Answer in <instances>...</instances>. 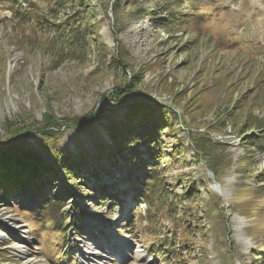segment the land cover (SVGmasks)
Here are the masks:
<instances>
[{"label": "rangeland", "instance_id": "374dc122", "mask_svg": "<svg viewBox=\"0 0 264 264\" xmlns=\"http://www.w3.org/2000/svg\"><path fill=\"white\" fill-rule=\"evenodd\" d=\"M27 1L34 5L35 25L43 16L52 23L56 14L74 26L72 16L82 5L81 0ZM114 1L84 0L93 2L89 13L80 15L91 35L88 56L80 62L70 51L57 57L68 43H53L39 25L22 26L0 0V139H11L9 122L37 128L51 115L61 124L48 130L57 133L56 142L48 143L43 134L35 142L24 134L47 161L54 163L47 150L92 156L97 145L114 150L108 119L122 120L128 110L115 96L140 81L135 99L177 112L173 129L165 126L161 134L167 156L161 165L171 193H185L184 182L195 185L197 196L182 200L193 214L181 205L174 209L176 201L169 198L158 211L163 219L150 225L146 206L134 200L127 162L115 166L108 160L98 178L86 165L72 187L60 174L0 197V264H264L257 257L264 251V185L261 178L252 179L264 170V152L256 149L264 131L255 122L264 123V0H170L176 15H192L182 17L187 22L173 34L162 28L169 17L167 0H116L118 19ZM112 57L124 66L113 64ZM75 119L82 125H73ZM242 163L247 168H240ZM99 185L118 193L122 203H94V197H104ZM65 187L70 194L63 196ZM50 194L66 203L64 216L78 206L87 213L78 228L67 219L66 238L52 226L35 229L44 221L55 224L41 202ZM138 208L141 214L133 216ZM176 238L181 247L175 249ZM166 239L172 243L168 248Z\"/></svg>", "mask_w": 264, "mask_h": 264}, {"label": "trees", "instance_id": "16d2710c", "mask_svg": "<svg viewBox=\"0 0 264 264\" xmlns=\"http://www.w3.org/2000/svg\"><path fill=\"white\" fill-rule=\"evenodd\" d=\"M25 1L27 7L24 5ZM185 1L187 0H183L180 3H185ZM1 2L6 6V11L11 13L12 18L22 26L36 30L39 25L44 33H48L52 36L53 43H68L69 48H60V50L57 51V57L63 56V54H67V52L70 51L74 59L77 58L80 62L87 58L88 50H90L89 36L91 33L84 28L82 24L83 20L80 15H87L89 12L86 10V7L93 2L84 4V0H81L82 5L77 7V16H72L74 20L76 19L77 21L74 26L68 25L69 20L62 22L60 19H57L56 14L52 15V23L46 20L47 16H43L41 17L43 21H34L38 24L35 25L32 22L33 18L36 17L33 4L29 3L27 0H1ZM62 3L63 0H59V5H62ZM96 4L100 5L99 1H97ZM169 4L170 0H167L163 4L165 12L169 13L167 22L163 20L162 28L165 34H173L176 26L184 27V22H187L188 19H182V17H187V15L192 16L191 14L184 13L176 15L173 9L168 8ZM112 8L115 18L118 19L121 9H118L116 0ZM145 12L148 13L149 18L155 16V13H149L150 11ZM124 62L125 61H117L116 57H112L113 64L117 63L124 66ZM139 83L140 81L136 82V85L135 83H129L127 88L130 91L124 92L122 90L115 96L117 98L116 101L123 103L124 106L128 107V110L124 112L122 120L113 117L108 119L110 124L108 136L113 141L114 150L110 149L107 145H97V151L94 153V156L85 152H80L76 155L70 152L63 154L59 152L58 149L54 151L47 150V153L51 157L48 155L46 156L54 159V163H52L53 161H47L45 156L34 148V144H29L24 134L27 132L35 142L38 134H43L48 143L56 142L58 139L57 133L48 130L61 127L58 118L48 115L44 119L45 123H42V125L37 128L33 126L20 128L16 123L9 122L8 124L13 126L7 129L8 131L13 129L10 136L11 139L8 141H2V139H0V197L5 200L6 198L15 196L17 192H24L30 185L38 186L44 181H55L56 177H60V174L57 173L56 165L62 170L61 174H65L68 177V186L72 187L77 181L75 175L82 173L84 166L91 165L93 170L92 174L98 178L102 172L107 171L105 166L106 162L113 159V164L115 166H118L121 162L124 164L126 162L128 163L130 173L128 172L127 180L134 190V200L140 204V207L143 204L146 206L145 214L150 220L149 222H151L150 225L153 224V220L160 221L163 219L159 216L158 211L164 207V203L169 200V198L176 201V203H174L173 200L171 202L174 209L178 208V205H181L186 214L191 217L193 214L192 211L189 207L183 205L182 200H191L194 196H197L195 185L184 182L183 188L185 193L181 194V196L178 193H171V185H168L170 186L169 188L166 187L167 181L164 178L165 169H163L161 165L162 161H164V163L166 162L165 159L167 157L165 151L166 147L161 139V134L165 130V126H167L166 130L173 129L174 125L171 123V118H177V112L172 107L165 106L157 101L149 102L143 98L135 99L133 95L139 94L136 90ZM92 118H96V115H93ZM81 121V119H75L73 125H82ZM255 122L257 128L260 127V130L264 131V123L262 120L256 119ZM58 142L59 140L56 143V147ZM199 144L197 142L198 147L201 148L202 151L207 150L204 143ZM130 145H134V147L128 149ZM139 146H144L145 149L142 150ZM256 149L263 150L261 152H264V142H260ZM144 155L145 157H142ZM197 158L201 160L199 156H197ZM247 164L248 163H242L240 168H247ZM209 169L213 172L215 177H217V171L214 168ZM177 178L181 180L183 177L178 176ZM259 178H261L260 183L264 185V170L258 173V177L256 176L252 179L257 180ZM100 188L104 197H102V199L94 197V203L98 200H104L103 202H105V204L109 200H114V205L116 203H122L121 199L119 200L118 193L111 194L108 191V186L101 185ZM68 194H70L69 188L65 187L61 195L64 196ZM219 197L221 198V196ZM41 202L44 209L43 212L51 215L55 224H51V222L47 221L46 223L45 221L41 222L40 225L42 227L35 228L38 232L40 228L47 230L52 226L55 231L61 233L64 235V238H66V232L68 230L66 228L67 219L75 223V227H77L78 222L86 218L84 214L87 213L79 206L75 213L64 216L66 203L61 201V198H56L52 194ZM36 212L39 216L40 211ZM137 213L141 214L139 208L135 210L133 216ZM253 216L255 217L256 215ZM73 230L76 235L80 232V230L75 228ZM105 235L108 236L106 233ZM168 244L172 243L166 239L164 246L168 248ZM173 244H175V249L181 247V242L177 238ZM261 248V250H264L263 247ZM261 252L262 253L257 255V257L260 261L259 263H264V251ZM66 254L68 253L65 252V257ZM72 257L73 256L70 258ZM72 259H74V257ZM65 260L67 259L63 257L62 261Z\"/></svg>", "mask_w": 264, "mask_h": 264}, {"label": "water", "instance_id": "95a60500", "mask_svg": "<svg viewBox=\"0 0 264 264\" xmlns=\"http://www.w3.org/2000/svg\"><path fill=\"white\" fill-rule=\"evenodd\" d=\"M212 176V175H211ZM213 177V176H212Z\"/></svg>", "mask_w": 264, "mask_h": 264}, {"label": "bare ground", "instance_id": "6f19581e", "mask_svg": "<svg viewBox=\"0 0 264 264\" xmlns=\"http://www.w3.org/2000/svg\"><path fill=\"white\" fill-rule=\"evenodd\" d=\"M58 173V172H57Z\"/></svg>", "mask_w": 264, "mask_h": 264}]
</instances>
